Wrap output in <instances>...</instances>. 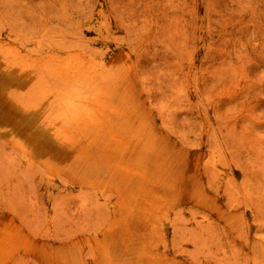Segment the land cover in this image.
I'll return each instance as SVG.
<instances>
[{"label":"rangeland","instance_id":"1","mask_svg":"<svg viewBox=\"0 0 264 264\" xmlns=\"http://www.w3.org/2000/svg\"><path fill=\"white\" fill-rule=\"evenodd\" d=\"M0 76V264H264V0H0ZM103 95L145 180L102 133L63 140L64 102ZM156 177L178 192L150 231Z\"/></svg>","mask_w":264,"mask_h":264},{"label":"bare ground","instance_id":"2","mask_svg":"<svg viewBox=\"0 0 264 264\" xmlns=\"http://www.w3.org/2000/svg\"><path fill=\"white\" fill-rule=\"evenodd\" d=\"M2 44V43H1ZM2 52V51H1ZM10 57V56H9ZM12 60V59H11ZM55 60V59H54ZM30 61V60H29ZM64 61V60H63ZM19 64V63H18ZM27 64V63H26ZM80 65V64H79ZM66 66L64 69H61L62 73L58 76L59 79L64 82L68 83L70 81L75 82L78 79L84 75L85 71L83 68H80V66ZM97 65V64H95ZM39 67V66H38ZM48 70V69H47ZM95 70V69H94ZM56 71V70H55ZM35 74V73H34ZM52 74V73H50ZM57 75V74H56ZM89 75V74H88ZM1 77V76H0ZM56 77V76H55ZM11 79V78H10ZM35 79V77H34ZM121 80V79H120ZM78 82V81H77ZM124 83V82H123ZM73 84V83H72ZM75 84V83H74ZM82 86V85H81ZM123 87V86H121ZM22 90V89H21ZM101 91V90H100ZM22 92V91H21ZM99 92V91H98ZM119 92V91H118ZM102 93V91H101ZM67 94V93H66ZM100 94V92L98 93ZM118 95V94H117ZM59 98V97H58ZM121 98V97H120ZM125 98V97H124ZM60 99V98H59ZM58 99V100H59ZM87 99V97L85 98ZM115 99V98H114ZM61 102V101H60ZM122 102V101H120ZM64 106H66L70 114L63 118H61V123L63 124H69L71 125L69 131H62V137L63 140L68 144L69 146H79L81 145L82 141L85 139L88 132L94 133H102L105 135V137L108 139L111 145H113L114 152H117L120 154L123 158L119 164V168L122 169V171L127 172L130 176L141 178L145 180L146 178V172L144 170L145 162L144 159L140 160L138 157H130L128 154L131 152L132 154V148L134 144H136L139 139L136 136V129H133L132 126L127 122L126 113L125 111L114 105L109 98L106 96H102L101 100H93V101H84L81 102L79 100L72 101L69 100L67 102H64ZM15 109V108H14ZM63 109V107H62ZM13 111V110H12ZM139 116V115H138ZM28 117V116H27ZM53 117V116H51ZM8 118V117H7ZM137 118V117H136ZM132 119V117H131ZM136 121V120H135ZM26 125H28L26 123ZM55 125V124H54ZM53 125V126H54ZM25 126V125H24ZM52 126V127H53ZM31 127V126H30ZM58 128V127H57ZM56 129V128H55ZM60 129V128H59ZM24 130V129H23ZM22 130V131H23ZM27 130V129H26ZM25 130V131H26ZM143 130V129H142ZM17 131V130H16ZM18 133V132H17ZM143 133V132H142ZM143 138V137H142ZM146 139V138H145ZM143 140V139H142ZM141 140V141H142ZM147 140V139H146ZM40 141V140H39ZM38 141V142H39ZM49 142V141H48ZM53 143V142H52ZM139 145V144H137ZM21 148L25 151L28 150V148L24 145H20ZM56 146V145H55ZM136 146V145H135ZM19 147V146H18ZM20 148V147H19ZM36 148V147H35ZM59 149V148H58ZM99 150V149H97ZM110 151V150H109ZM136 151V150H135ZM67 152V151H66ZM111 152V151H110ZM151 152V151H150ZM141 153V152H140ZM149 154V153H148ZM54 155V153H53ZM98 156V155H97ZM142 156V155H141ZM148 156V155H147ZM158 156V155H157ZM75 157V156H74ZM27 158V157H26ZM120 158V157H119ZM157 158V157H156ZM163 159V158H162ZM161 160V159H160ZM80 161V160H79ZM83 161V160H82ZM64 163V162H63ZM87 163V162H86ZM90 164V163H89ZM68 166V165H67ZM148 166V165H147ZM161 168V167H160ZM159 168V169H160ZM86 169V168H85ZM84 169V170H85ZM74 170V169H73ZM51 171L50 177L53 179L55 176H57L55 173L57 172L55 168L51 167L49 169ZM148 172V171H147ZM164 172V171H163ZM157 173V172H156ZM161 173V172H160ZM81 174V173H79ZM148 174H150L148 172ZM147 174V175H148ZM159 174V173H158ZM163 174V173H162ZM177 175V174H176ZM175 175V176H176ZM154 177V176H153ZM168 178V176H167ZM175 178V177H174ZM151 183L155 189H157L158 192H148L145 193L140 199H141V208L142 211L146 213V223L147 226H150V231H155L156 223L154 222V214L161 211L162 209V203L164 204V197L161 195L162 189H167V191L172 192H178L177 185L174 182L168 181L165 177L160 178H152ZM81 185L85 186L87 189L95 191L97 190L99 193H103L104 189H100L97 186L91 184V183H85L83 181L79 182ZM176 190V191H175ZM96 193V192H95ZM120 193V192H119ZM122 194V193H121ZM129 198V197H128ZM133 204V203H132ZM124 205V204H123ZM116 207V206H115ZM117 208V207H116ZM130 208V207H129ZM119 209V208H118ZM125 212V211H124ZM142 213V212H141ZM150 213V215H149ZM152 213H154L152 215ZM116 215V211H115ZM144 216V215H143ZM112 223V222H111ZM117 223V222H116ZM116 227V226H115ZM149 228V227H148ZM97 234L103 235L104 231H107L109 227L104 226H96ZM114 229V228H113ZM95 230V229H94ZM93 232V231H92ZM14 236V235H13ZM91 236V235H90ZM8 237V236H7ZM95 237V236H93ZM18 238V237H17ZM90 238V237H89ZM96 239V238H95ZM7 240V239H6ZM5 240V241H6ZM9 240V239H8ZM14 240V239H13ZM16 240V239H15ZM88 240V239H87ZM10 241V240H9ZM99 241V240H97ZM93 242V241H91ZM86 242L88 249L95 248V241L93 243ZM143 242V241H142ZM3 243V242H1ZM99 243V242H98ZM144 243V242H143ZM142 243V244H143ZM8 245V244H7ZM6 245V246H7ZM97 245V244H96ZM100 245V243H99ZM102 245V244H101ZM5 246V243H4ZM15 246V244H14ZM105 247L104 245H102ZM148 244H144V248L147 247ZM3 247V245H2ZM11 247V246H10ZM9 247V248H10ZM98 247V246H97ZM96 247V249H97ZM7 248V247H6ZM102 247H100L101 249ZM12 249V248H11ZM106 249V248H104ZM4 250V249H3ZM6 250V249H5ZM9 250V249H8ZM13 250V249H12ZM102 250V249H101ZM5 252V251H3ZM99 252V251H98ZM105 253V251H102ZM142 256L148 255V252L146 248L141 250ZM2 253V251H0ZM139 253V252H138ZM6 254V253H5ZM108 254V253H107ZM65 255V254H64ZM105 255V254H104ZM107 256V255H106ZM141 256V253H140ZM12 257V256H11ZM115 257V256H114ZM4 258V257H3ZM2 259V258H1ZM106 259V258H105ZM109 259V258H108ZM9 259H7L8 261ZM75 258L73 255L68 254L66 255L65 259L62 261L61 264H75ZM110 261V260H109ZM6 262V261H5ZM9 262V261H8ZM4 263V262H3ZM2 264V263H1Z\"/></svg>","mask_w":264,"mask_h":264}]
</instances>
